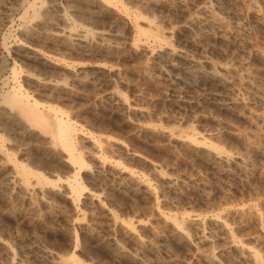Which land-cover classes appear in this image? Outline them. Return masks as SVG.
Returning <instances> with one entry per match:
<instances>
[{
    "label": "rangeland",
    "instance_id": "1",
    "mask_svg": "<svg viewBox=\"0 0 264 264\" xmlns=\"http://www.w3.org/2000/svg\"><path fill=\"white\" fill-rule=\"evenodd\" d=\"M205 1L0 0V264L264 263V0ZM13 92L61 110L81 168L9 116Z\"/></svg>",
    "mask_w": 264,
    "mask_h": 264
},
{
    "label": "bare ground",
    "instance_id": "2",
    "mask_svg": "<svg viewBox=\"0 0 264 264\" xmlns=\"http://www.w3.org/2000/svg\"><path fill=\"white\" fill-rule=\"evenodd\" d=\"M104 1V0H103ZM109 1V0H108ZM212 0H206L204 5V8L208 10L209 6L212 4L211 2ZM113 2V1H112ZM111 2V3H112ZM108 4V3H107ZM116 5V4H115ZM214 6V5H213ZM33 8V7H32ZM34 9V8H33ZM138 9V8H137ZM40 10V9H39ZM34 11V10H33ZM212 11V10H211ZM40 12V11H39ZM127 12V11H126ZM40 15V13H38ZM35 13V15H38ZM60 16V15H59ZM134 16V15H133ZM62 17V16H61ZM65 17V16H64ZM62 17V19L65 22V18ZM135 17V16H134ZM144 17V16H143ZM140 18V17H139ZM142 18V17H141ZM61 19V20H62ZM36 20V19H35ZM133 20V19H132ZM37 21V20H36ZM68 21V20H66ZM135 21H137V18L135 19ZM134 21V22H135ZM217 21V20H216ZM49 23V22H48ZM138 26V25H137ZM217 27L221 30L223 29V24L218 23ZM225 27V26H224ZM226 28V27H225ZM174 30V29H173ZM71 30H69L68 32H70ZM79 32V31H78ZM81 32V31H80ZM140 32V31H139ZM72 33V31H71ZM146 34V32H144ZM68 34V33H67ZM80 34V33H79ZM85 34V33H84ZM83 34V35H84ZM94 35V33H92ZM143 34V33H142ZM74 35V33H73ZM86 35V34H85ZM97 35V34H96ZM100 35V34H99ZM139 35V34H138ZM151 36V33L147 36ZM69 36L72 37V35L70 34ZM76 36V34H75ZM79 35H77L76 38H78ZM84 38H86V36H83ZM83 37L78 38V40H82ZM157 37V36H155ZM74 38V39H76ZM158 38V37H157ZM165 39V38H164ZM86 41V39H83ZM79 41V42H80ZM139 44V43H138ZM138 44H134L133 47L137 48ZM144 50H145V45L146 43L144 42ZM133 45V44H132ZM141 45V44H140ZM166 45V44H165ZM162 46L160 53L168 56L169 58H175V59H180V60H184V63H186V74L188 77H198V76H204L205 78H208L209 80L212 81H216L219 84H221L226 90H229L231 93V95L233 94L232 92V87L230 88V86L224 81L222 80V73L227 72L228 68L226 67H219V69H217L214 64L210 63V62H200L198 60H191L190 59H185L183 57V55L181 54V52H179L178 50H175L174 48H169L168 46ZM141 47V46H140ZM147 47V46H146ZM138 49V48H137ZM141 49V48H140ZM24 50V49H23ZM150 50V49H149ZM153 50V48H152ZM36 51V50H35ZM134 51V50H133ZM146 51V50H145ZM160 51V50H159ZM148 52V51H146ZM153 52V51H152ZM155 52V50H154ZM36 54V53H34ZM204 59V58H203ZM229 62V61H228ZM168 65V64H167ZM207 65L208 68H205ZM177 66V65H176ZM97 69V68H96ZM99 70V69H98ZM104 70V69H103ZM102 70V71H103ZM144 70V69H143ZM231 70V69H230ZM225 75V74H224ZM248 83V82H247ZM191 86V85H190ZM240 87V86H239ZM16 92V91H15ZM115 92V91H114ZM110 93L111 96L113 97V99L115 100L116 103L119 104V106H123L125 107V100L121 95H118V93ZM236 92V91H235ZM250 92V91H249ZM227 93V95H229ZM243 93V92H242ZM251 94V93H250ZM235 96V95H234ZM218 97V96H217ZM2 103H4L5 106H7L8 108V114L9 116H13L14 118H17V120L19 119L25 130H31V132H33V130H39L41 133H43L44 135H49L48 138V145L51 148H56V147H60L62 150V152L64 151L65 154L67 155V160L69 162H71V164H76L78 166H80V168L84 165V162L82 160V158L75 152V148L73 146V135H74V128L73 126L70 124V121L64 120L61 117V115L59 117H57L56 113L62 114L61 110L59 109H55L51 106L48 107L49 111H52L53 113H55L56 116L54 117H46L41 109H39V105L37 102H30L29 99L27 98V96L22 94H16V93H6L3 96V101ZM129 105V104H128ZM3 106V104H2ZM43 107V106H42ZM56 107V106H55ZM61 112V113H60ZM141 112V111H140ZM3 114V113H2ZM142 114V113H141ZM10 120V119H9ZM259 121L261 122L262 119L261 117L259 118ZM20 125V124H19ZM23 129V130H24ZM28 131V132H29ZM38 132V131H37ZM39 136V135H38ZM106 140V139H105ZM46 142V143H47ZM103 142V141H102ZM21 143V142H20ZM210 144V149L215 153L214 155L217 156V158H219L221 161H225L227 162L229 160V156L218 146L213 145L211 143ZM258 147V146H257ZM48 148V147H47ZM49 148V149H50ZM63 152V153H64ZM94 152V151H93ZM5 154V153H4ZM231 154V153H230ZM8 155V154H7ZM51 155V154H50ZM5 156V155H4ZM14 156V155H13ZM244 158V157H243ZM92 159V158H91ZM15 161V160H14ZM99 161V160H98ZM103 161V160H102ZM241 161V160H240ZM67 162V161H65ZM99 165L101 167H104L105 162H98ZM248 163V162H247ZM12 168V167H11ZM17 169V168H16ZM23 169V170H22ZM21 169V173L24 175H31L30 171L25 170V168ZM20 170V169H19ZM18 171V170H17ZM125 171V170H124ZM132 171V170H130ZM18 173V172H17ZM121 173V172H118ZM133 172L131 173H127V177L130 181H132L136 186L138 187H142V190L144 189L145 192L147 190V192L149 191L148 184H146L145 179H138L135 178L132 175ZM134 174V173H133ZM34 175V174H33ZM126 175V174H125ZM243 175V174H242ZM161 177V176H159ZM15 178V177H14ZM39 178V177H38ZM40 179V178H39ZM66 179V178H65ZM17 180V178H16ZM43 180V178H42ZM41 181V180H40ZM44 181V180H43ZM11 183V182H10ZM79 182L75 178L71 181L70 184V188H71V192L74 193V195L76 194V196L78 197L80 195V184H78ZM69 184V183H68ZM132 185V184H131ZM20 192V191H19ZM73 195V194H72ZM150 196V195H149ZM158 207V206H157ZM102 211V210H101ZM221 216V215H220ZM176 220V219H175ZM173 223V222H172ZM219 224V223H218ZM181 227V226H180ZM216 227V226H215ZM225 227V226H223ZM180 229L178 225L175 226V230L177 231V233H181ZM182 231V230H181ZM225 232L226 235L228 234V236L231 234L230 231L225 227ZM227 238V236H226ZM235 238V237H234ZM137 239V237H136ZM231 244L239 246V242L240 241H236L235 239L231 238ZM228 241V240H227ZM37 243V242H36ZM241 251L243 252V259L245 263L248 264H264L258 257V255L256 254V251L252 250V248H249V246H239ZM10 255V254H9ZM49 255V254H48ZM51 255V254H50ZM73 255V254H72ZM56 256V255H55ZM55 256H50V263L51 264H81L77 261H75L74 259H72L71 257H69V259H65V257L63 259H61L60 257H55ZM217 257V256H216ZM49 258V257H48ZM77 260V259H76ZM47 263V262H46ZM13 264V263H12Z\"/></svg>",
    "mask_w": 264,
    "mask_h": 264
}]
</instances>
